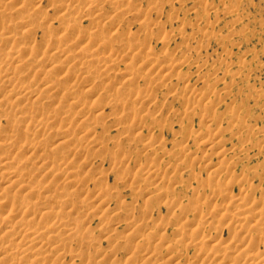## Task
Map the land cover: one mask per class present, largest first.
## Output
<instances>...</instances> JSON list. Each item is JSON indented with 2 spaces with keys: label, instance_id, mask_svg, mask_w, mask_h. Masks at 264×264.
Segmentation results:
<instances>
[{
  "label": "bare ground",
  "instance_id": "1",
  "mask_svg": "<svg viewBox=\"0 0 264 264\" xmlns=\"http://www.w3.org/2000/svg\"><path fill=\"white\" fill-rule=\"evenodd\" d=\"M101 2L102 0L100 2L99 0L80 1L84 7H96L98 11L101 9ZM107 2L111 3L110 12L113 14L118 15L120 10L123 9L124 2L122 3L120 0ZM13 3L16 4L12 5ZM23 6H25V3L22 4L21 1L20 3L13 0L0 1V16L14 12L10 10L13 7L21 9ZM60 6V10L56 13L61 22L60 30L66 34L77 31V26L73 22L76 21V16L80 14L77 10L81 9V6L77 10L75 9L76 11L73 10L74 8L71 9L67 3L66 6ZM126 9L127 7L124 10L126 11ZM232 10L229 7L226 8V12H232ZM98 13L97 11L94 14L88 13L86 17L90 18L89 21L92 24L98 23L101 18L98 17ZM147 17H137L140 18L139 25L141 28H148L151 25L153 20H147ZM28 19L27 16H23L18 22H20L19 24L24 23L22 27H25L29 24ZM10 22L0 24V182L3 183L0 187V264H65L66 256L69 254L72 256L70 264H80L84 261L85 254L82 253V250L72 249L68 246L72 243L89 244L94 239L91 233L85 231L84 220L86 215L81 214L83 209L79 207L85 205V203L90 204V207L95 204L97 206L103 205L102 211L98 216H104L108 211L114 212L108 204L112 194L111 191L98 185L91 189H89V186L87 188L88 183L96 181L97 178L92 179L88 174L82 175L83 173H80L81 169L94 159L92 156L90 160L91 156L89 157V155H84L85 157L83 158L82 148L80 147L82 140L87 139L85 142L87 147L95 146L96 150L103 149L102 141H98L96 138H88L96 119H92L86 114L93 111H95L94 114H99V104L101 105L103 101L117 107L122 106L123 102H118L120 95L117 92H110L98 99L96 104L92 103L95 105H86L81 98L76 96V90L74 91L73 88L74 78H77L76 74L89 72V65L92 64V60L97 63L96 67L99 65L108 69L106 68L107 66L109 67L115 63L117 59L120 60L125 57L122 60L123 63L125 62V67L120 72L125 77L127 85H131L133 79L138 75V71L143 68L137 69L135 61L136 63L139 62V66H150L145 74L146 76L159 78L162 83H165L168 80H172L175 75L174 71L178 70L186 59L169 58L167 56L168 59H164L161 64L160 58L156 56L154 50H151V48L138 50L140 47L130 56L125 53L123 57L118 56L117 58L112 52L106 54L102 52L104 51L102 47V49L95 47L98 43V45L100 43L103 44L102 42L105 45H109L108 41L112 37V35L101 34L97 30H87L82 34L83 37L81 39L85 38L84 43L52 41L54 45H49L50 48L48 46L50 41L46 40L45 46L47 49L45 52H40V48H34L33 50L28 48L30 46L23 44L25 41L23 42V39L13 34L11 30L13 23L11 24ZM196 28H199V26ZM26 30L27 33L31 31L29 29ZM198 30H202L201 27ZM181 33L183 31L179 33L180 36ZM132 37L136 38V36ZM145 37L144 40H149L148 33ZM125 38L120 39V43L122 42L123 45L125 43L124 40L127 41ZM224 38L221 36L220 40ZM163 39L164 37L161 38V42L165 44L166 41ZM70 45H73L74 48L69 51ZM140 49L143 48L141 47ZM33 62L35 63L33 64ZM37 67L42 69H37ZM64 67L72 69V73L68 74V71H64L65 73L63 72L60 76L57 75L58 72L57 74L54 73ZM30 74L35 75V77L40 75L39 79L34 77L39 81L37 82V87H33L32 85L34 84H22V81L29 78ZM130 74L132 75L129 76ZM203 75H199L198 79H201V82H205L204 84L209 85L210 88L213 87L212 84L216 83V81L210 85L208 84L210 83L209 79H207L208 76L205 77ZM181 76L178 75V79ZM172 81L176 82V80ZM89 83L90 81H88L87 85ZM100 83H102V79L98 82H92L90 87L85 89L84 94L91 95L96 92V86H99ZM186 86L181 91L183 93L179 92L182 100L186 102L182 110L183 114L188 118L189 114L200 112L206 123L205 127L208 126V123L215 121L217 117L214 113H210L209 109L216 106L220 100L209 96V87L205 90H200L195 88V85L190 86L189 89ZM94 87L96 88L93 89ZM228 87L229 84L227 83L221 88L224 89L221 93L229 94L230 90H228ZM54 94L58 96L57 99H53ZM177 95L174 94V97H177ZM221 96L224 98V95ZM204 99H207V101H203ZM39 102L48 105L45 111L42 110L45 105L43 106ZM39 106L42 107L40 108ZM75 108L84 111V117L78 121L80 129L77 132L74 125L76 122H74L75 117L72 116V110ZM238 109L237 105L236 107H230L226 111L229 115L228 119L230 118L232 121L231 123L233 124L236 121V126L232 125L228 129L231 131L230 137L235 138V142L231 145H227V140L222 136H217L213 140L208 141L212 137L213 127H209L210 129L208 127L203 128L202 132H207L197 140H195L196 136L202 134V132H188V130H185V134L182 133L180 138L174 139V148L171 152H169L170 149L168 151L163 149L162 141L159 138L149 137L141 140L148 149H155L152 157H157L158 161L163 156L178 160L177 163L173 162L175 163L173 168L171 163L170 167L165 166V164L164 167L158 162L154 163V160H152V164L143 165L136 169L134 175L136 177L141 175L143 180L147 181L143 186L145 190H149L146 191L148 193L145 192L146 194L143 197L145 204L155 199H165L166 197L168 199L169 196H172L170 193H173L175 189L172 190L169 186L170 190H172L171 192L168 191L169 188H167L168 190H165V188L163 190V185L162 187L160 185L162 181L178 183L177 178L180 177V173L190 167L192 162L203 160L206 165L209 154L217 158L216 163L209 165L208 175L204 180H200L197 173L189 172L191 179L200 180L199 185L195 187V191L200 197L204 198H202V204L203 202L210 204L209 210L206 213H202L201 203H198L197 200L193 204L189 203V205H185L182 201L181 203L177 198V200L168 202L166 205L168 209L176 211V213L172 214L174 215L173 222L176 225L174 230H171V235L172 232L173 235L170 238L164 235L166 230L164 234L162 233L163 228H165L163 224L150 226L145 221L144 223H138L134 215L133 219H131L132 215L130 217L127 215L129 214L128 208L122 204V209L115 211L114 214L123 216V220L127 219L124 225L125 231L122 234L118 235L116 232L115 235L107 237L110 247L98 255L97 261L102 262L103 258H108L109 261L105 264H120L118 259L110 257L108 252L116 248L115 245L119 242L127 240L134 242L136 240L134 247L130 245V253L128 252L129 255L126 257L125 262L121 264H264V196L259 198L253 196L255 186L247 184L248 174L246 175L245 173L240 178L230 177L229 175L234 163L237 162L236 160L243 159L253 146L252 141L246 138V133H249V131L258 133L260 131L258 128H251L250 124L240 118L241 115H236ZM133 111H135L134 107ZM150 116L151 113L145 114L144 120L149 126H152L158 119L156 116ZM1 117L6 119V124H2ZM113 119L115 121L114 124H118L124 129L128 127L123 124L125 122L124 117L117 115ZM17 121H23V124L20 125ZM222 128L219 130L224 133L227 129ZM219 130L217 129V131ZM53 138L55 140H52ZM190 139L195 140V145L198 142L203 144L208 141L202 155L196 154L193 156L194 152L189 150ZM114 145H117L116 141H114ZM229 153L231 154L229 155ZM80 157L83 159L77 161ZM164 161L166 163L165 159ZM170 172H172L173 176L167 177L166 175ZM234 180L240 181L243 188L239 193L232 195L230 187ZM219 197L228 198L224 203L220 201V203H223L221 208L218 207V202L214 203L212 201L216 198L219 199ZM105 204L108 205L104 207ZM117 207L119 208V206ZM149 209H146L147 212ZM189 215H192L194 220L192 218L188 219ZM81 216H84V218L79 219ZM139 220H141V217ZM169 221L171 222V220ZM165 224L164 226H166ZM203 227H208L210 232L208 234L204 233ZM222 230L227 231L225 238L218 237ZM187 245L194 248V255L190 263L187 260L183 262L184 259L179 256L180 254L175 256L176 252L183 248H188ZM164 250L167 253H164V256L158 259L160 253L164 252ZM87 263H89V260H86L83 264Z\"/></svg>",
  "mask_w": 264,
  "mask_h": 264
},
{
  "label": "rangeland",
  "instance_id": "2",
  "mask_svg": "<svg viewBox=\"0 0 264 264\" xmlns=\"http://www.w3.org/2000/svg\"><path fill=\"white\" fill-rule=\"evenodd\" d=\"M0 1L5 2L9 0ZM13 1L18 3L21 1L22 4L25 3V6L21 9L13 7L10 10L14 12L5 15L2 14L0 16V24L6 22L9 23V21H11L10 23H13V27H11L13 34L23 39V42L25 41V43H22L26 46H30L28 47L29 49L34 50V48H40V52H45L47 49L45 46L46 40H49L51 43L52 41L84 43L85 38L81 39L83 37L82 34L87 30H97V32L99 31L101 34H106L108 36L112 35V37L111 40L108 41L109 45H105V43L102 42L104 46L101 43L98 45V43L95 47H102L103 49H101L104 50L102 52L106 54L112 52L117 58L118 56L123 57L125 53H128L130 56L137 51L139 47H142L143 49L139 48L138 50L149 48L154 50L156 56L160 58L161 64L164 59H168V57L180 58L182 60L186 59L184 64L180 66L178 70L174 71L175 75L172 80H176V82L168 80L165 83H162L159 78L156 79L154 77L146 76L145 74L150 66H139V62L137 61L138 63H136L135 61V67L137 69L143 68L138 71L139 73L135 79H133L131 85H127L124 79L125 77H123L120 72L125 67V62L123 63L122 61L125 57L120 60L117 59L116 62L113 63L114 65L111 64L109 67L107 66L106 68L108 69L99 65L96 67L97 63L92 60V64L89 65V72L76 74L77 78H74L73 88L74 91L76 90V96L81 98L86 105H95L98 99L104 97L110 92H117L120 95L118 102H123L122 106L117 107L109 102L103 101L101 105L99 104V114H94L95 111L86 114L92 119H96L88 138H96L98 141H102L101 144L103 145V149L96 150L95 146L87 147L85 144L87 139L82 140L80 147L82 148L83 158L85 157L84 155H89V157L91 156L90 160L92 159V156L94 159L91 163L83 167L80 173H83L82 175L88 174L92 179L97 178L96 181L89 182L87 188L90 187L89 189H91L98 185L103 188L106 187L111 191L112 194L108 200V204L114 212L108 211L104 216H98L102 211L103 205L97 206V204H95L91 207L89 206L90 204L86 203L83 206L79 205V208L83 209L81 214L86 215L84 220L85 231L91 233L94 239V241L89 244L72 243L68 246L72 249L77 248V250H82V253L85 254V259L80 264H83L86 260H89V263L87 264H105L109 261L108 258H103V261L100 262L97 261V258L98 255L102 254L110 247V243L107 239L108 236L115 235L116 232V234L119 235L125 231L124 225L127 219L123 220V216H116V214H114L115 211L121 210L123 205L128 208L129 214L127 215H129V217L132 215L131 219L135 216L134 218L138 223H144L145 221V223L147 222L150 226L163 224V227L165 228H163L162 233L164 234L166 230V233L168 234L165 233L164 235L169 237L173 235V232L171 235V230L173 231L176 225L173 222L174 215H172L176 213V211H170L168 209L166 206L168 202L178 199L185 205H189V203L193 204V202L197 200L198 203H201L202 213H206L209 210L210 204L206 202H203L202 204L204 198L198 195L195 191V187L199 185L201 179L204 180L207 178L208 169L210 167L209 165H213L217 161V158L211 154L208 155L206 165V162L203 163V160L200 162H192L190 167L180 173V177L177 178V181H179L178 183H172L171 181V184L163 181L160 183L161 187L163 185V190L164 188L165 190H168L167 188H169V186L172 190L175 189L173 190V193H170L172 196H169L168 199L167 197L165 199H155L146 204L143 202L144 194L148 193L146 191L149 190L143 188L147 182L143 180V176L138 175V178L134 175L136 169L143 165L152 164V160H154V163L158 162L161 166H164L165 164L167 167H170L169 165L171 163L173 164V168L178 160H175V158L169 159L166 156H163L164 158H159L158 161L157 157H152L155 149H148L142 143V139L149 137L159 138L160 141H162L163 149L166 151L170 149L169 152H171L174 148L173 143L175 140L180 138L182 133L185 134L187 130L188 132L200 131L201 133L206 127H213L214 130L212 129V137L208 141L213 140L217 136H222L227 140V145H231L235 142V138L232 136L230 137L231 131L228 129L232 127V125L234 126L236 121H233L234 123L232 124L231 119H228L229 115L226 111L230 107H236L238 105L240 110H237L238 114L236 113V115H241L240 118H242L243 121H246L247 124H250L251 128H258L260 131L258 133L253 131L246 133L247 137H245L248 138L249 141H252L253 146L248 150L243 159L236 160L237 162L234 163L229 175L230 177L235 176L236 178H240L243 174H248L249 178L247 184L255 186L253 196L257 198L264 196V0H120V2L123 1L124 3L122 2L123 9L120 10V14L118 13V15L110 12L111 3L109 4L107 1L112 0H102L100 3L101 9L99 11L96 10V7H94L95 9L93 7H84L83 4L80 3L81 0H38V2L37 0ZM100 1L101 0H99V2ZM66 3L71 9L74 8V11L80 6L82 9L79 8V10H77L80 14L78 12L79 15L76 16V21L73 22L77 26V31L67 34L60 30L61 22L56 14L60 10V5L66 6ZM15 4L16 3H13L12 5ZM125 7H127L126 11L124 10ZM225 7H229L234 11L226 12ZM96 11L99 12L97 15L101 18H98V23L92 24V22L89 21L90 18H87L86 15L88 13L94 14ZM155 12L157 13L155 14ZM23 16L29 18L27 20L29 24L25 27H22V24L24 23L19 24L20 22H18ZM137 17H147V20L153 21H151V25L148 28H141L139 25L140 18ZM110 20L112 21L110 22ZM198 26L199 28L201 27L202 30H198L199 28H196ZM26 29L31 30L32 33L31 31L27 33ZM179 31H183L181 36ZM119 32L122 33L120 34ZM147 33L149 35V40L146 41L144 39L146 38L145 36ZM132 36H136V38ZM162 36L166 41L165 44L161 42V38H163ZM221 36L226 39L224 38L220 40ZM124 37H126L125 39L127 41L124 40L125 43L123 45L122 42L120 43V39H124ZM50 42L48 46L54 45ZM232 42H234V44H232ZM139 43L141 44L139 45ZM135 44L137 45L135 46ZM73 48L74 46L70 45L69 51ZM34 63L35 62H33V64ZM67 65L72 66L69 63ZM38 68L39 67H37V69ZM64 71H68V74H71L73 70L64 67L62 70H56L54 73L57 74L58 72L57 75L60 76ZM198 74H204L203 76L205 77L208 76L207 79H209L210 82L208 84L211 85L214 81H216V83L212 84L213 87L210 88L209 85L207 86V84H204L205 82L203 83V81L201 82V79H198ZM131 75L132 74L129 76ZM178 75L181 76L180 79H178ZM36 76L37 77L30 74V76H28L29 78L22 81V84H34L32 86L37 87V82L39 81L36 79H39L40 75L39 77L38 75ZM100 79H102V83H100L99 86H96L97 88H93H96L97 91L91 95H85V89L89 88L92 82H98ZM88 81H90L89 85H87ZM227 83L230 87H228L230 93L223 94L221 91L224 89L221 88ZM198 84H201V89ZM192 85H195V88L200 90H205L209 87V96L221 101H219L220 104L218 102L216 106H213V108L211 107L209 109L210 111L208 110L210 113H214L217 117L215 121H211L212 123L209 122V125L206 127V123L200 112L189 114L188 118L182 112L186 102L182 100L181 93L183 92L181 91H183L185 86L189 89ZM174 94H178L177 97H174ZM221 95H224V98H222ZM57 97L56 94L53 95V99H57ZM203 101H207V99H204ZM39 104H41V102H39ZM42 104L43 106L45 105L44 109H42L45 111L47 109L46 106L48 105L44 103ZM39 107L41 108L42 106ZM133 107L136 112L133 111ZM130 112L131 114H129ZM83 113L84 111L78 108L72 110V116L75 117L74 122L76 121L74 124L77 127V129L75 127L76 132L80 129L78 121L84 117ZM147 113H151V116H156L158 119L152 126H149L144 120L145 114ZM117 115L124 117L125 122L123 124L127 125V128L124 129L120 125L114 124L115 121L113 118ZM1 122L4 125L7 121L4 117H1ZM17 122L20 123V125L23 124V121ZM57 123L59 124V121ZM222 127L227 129L224 133L219 130ZM217 129L219 131H217ZM206 132L207 131H204L202 134L196 136L195 140L202 137ZM52 140H55V138ZM195 140L190 139L189 150L194 152L193 156L196 154L202 155L208 141L203 144L198 142V144L196 143L197 145H195ZM114 141L117 142V145H114ZM74 142L77 143L76 140H74ZM230 154L231 153H229V155ZM83 158L80 157L77 161H81ZM164 159L168 164L164 163ZM190 171L197 173L200 180H196V182L194 179H191L189 177ZM81 174L80 176H82ZM171 175L172 172L168 173L166 176L170 177ZM233 182L230 191L232 195H235L242 190L243 186L240 184V181L234 180ZM1 184L3 183L0 182V187ZM179 189L183 191L180 192V190L177 192L176 190ZM172 190L169 188L168 191L171 192ZM133 192L137 194L134 195ZM227 199V197H219V199L216 198L212 201L214 203L218 202L219 204L217 203V205L221 208L224 201ZM123 201L125 202L123 203ZM220 201H223V203H220ZM108 204H105L104 207ZM117 206H119V208ZM145 208L149 209L148 212ZM137 217L138 219L141 217V220L138 221ZM80 218H84V216L79 217V219ZM187 218H192V220H194L192 215H189ZM169 220H171V222ZM164 224L166 226H164ZM202 230L206 234L210 232L208 227H203ZM219 236L225 238L227 236V231L222 230L218 237ZM129 241L127 240L117 243L115 245L116 248L113 249L114 251H109L108 255L118 259L120 264L125 262L126 257L130 253V247H134L136 242V240L134 242ZM187 247L188 248H183L179 252H176L175 256L180 254L179 256L184 259L183 262H186L187 260V262L189 261L188 263H190V261H192V256L194 255V248L189 245H187ZM164 253L165 250L160 253L158 259H161V256L163 257ZM71 259V254L67 255L65 264H70L72 261Z\"/></svg>",
  "mask_w": 264,
  "mask_h": 264
}]
</instances>
